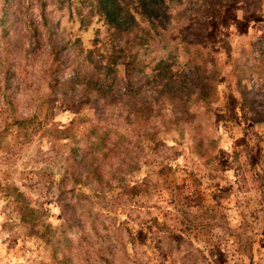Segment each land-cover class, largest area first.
<instances>
[{"label":"rangeland","instance_id":"374dc122","mask_svg":"<svg viewBox=\"0 0 264 264\" xmlns=\"http://www.w3.org/2000/svg\"><path fill=\"white\" fill-rule=\"evenodd\" d=\"M123 1L147 80L138 112L88 78L95 61L107 84L120 76L109 55L125 48L96 0L14 1L15 41L0 39V264H264V79L246 56L264 45V0ZM142 133L154 139L134 173L114 171L109 138ZM70 155L80 180L59 202Z\"/></svg>","mask_w":264,"mask_h":264},{"label":"trees","instance_id":"16d2710c","mask_svg":"<svg viewBox=\"0 0 264 264\" xmlns=\"http://www.w3.org/2000/svg\"><path fill=\"white\" fill-rule=\"evenodd\" d=\"M14 1L15 0H5L4 10L0 14V39L4 40L6 38L11 44H13L15 39H13L10 34L12 31H17L18 27V18L17 15H15V10L19 7L17 5L15 6ZM161 1L163 0H150V5L153 8H156L161 3ZM96 3L98 12L104 17L105 23L113 28L114 33L117 36L116 41L123 40V47L125 48L112 51V54L109 55L110 58L115 57L116 60L114 62L116 63L118 62L117 59L119 60V58H121L120 62L122 65V70L120 76L115 74V76L111 78L109 84H107L101 75L97 73L98 66L97 61H95L93 73H90L88 78H90L91 82L95 84L93 89L96 93L102 94V92H106V94L108 93L110 97H113L112 100H115L116 103L122 106L125 105L124 108H127L128 105H132V107L135 109V112H138L139 109L137 108L136 103H138L137 100H139L143 104V99H146L147 90L145 85L147 80H145V76L142 73L141 63L137 59V52L134 51L133 47V38H136L138 33L135 19L129 11L127 4L123 0H96ZM83 21L84 20L81 19V23H83ZM39 46L40 45H37L36 48ZM249 54L251 55L250 58L252 61L251 65L248 67L251 77L254 80H258L260 78L263 80L264 45L259 44V41H254L252 43L251 49H249V51L246 53V56ZM107 66L110 67L109 64ZM193 80L197 85L200 86L203 92L207 88L211 90L214 87L213 75H210L208 77L207 83L204 84L200 83V79L197 77V75H195ZM207 93L210 94L209 91ZM209 102L210 101H207V103ZM141 118L145 120L144 123L146 124L148 118L145 115H142ZM144 129H147L145 125ZM142 137L145 138L147 142L153 141L154 139V136L149 137L147 136V133H142L141 136H138L136 142L130 146L128 145L129 142L124 137H118L112 140L109 138V152L111 154L109 160L113 158L116 159V161L111 162V165L114 166V171H120V173L128 175H132L134 173L139 165L137 164L139 155H141V152L144 148L143 145H141ZM101 145L103 148L107 147L105 139H103V143ZM95 146L96 145H94V147ZM133 150H136V152H133ZM104 156L105 155L103 154V157ZM70 160L71 155L65 157V170L61 179L55 183L57 191L56 199L59 202L62 201L67 193L65 189L66 183H68L69 180L73 178L71 179V184L73 187L78 183V180H80L78 179L79 177L76 175V171H74V167L72 163H70ZM98 160L99 158H97V161ZM95 167L100 169V165H98V163L95 164ZM88 170L90 171V169ZM96 174L98 177H100L101 171H97Z\"/></svg>","mask_w":264,"mask_h":264}]
</instances>
